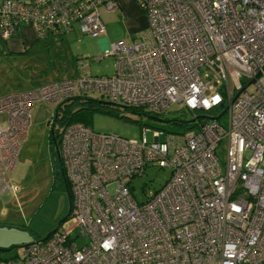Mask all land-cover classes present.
Returning <instances> with one entry per match:
<instances>
[{
	"label": "built area",
	"instance_id": "built-area-1",
	"mask_svg": "<svg viewBox=\"0 0 264 264\" xmlns=\"http://www.w3.org/2000/svg\"><path fill=\"white\" fill-rule=\"evenodd\" d=\"M135 2L147 25L130 42L103 49L111 74L80 73L0 94V192L18 189L5 174L36 102L92 89L152 115L171 103L215 111L195 115L204 116L195 129L153 128L151 140L148 127L133 139L80 120L65 124L58 156L77 233L56 226L8 264H264V0ZM116 6L0 0V39L23 25L35 38L74 28L98 35L99 8ZM148 163L169 173L137 200L130 181Z\"/></svg>",
	"mask_w": 264,
	"mask_h": 264
},
{
	"label": "rangeland",
	"instance_id": "rangeland-1",
	"mask_svg": "<svg viewBox=\"0 0 264 264\" xmlns=\"http://www.w3.org/2000/svg\"><path fill=\"white\" fill-rule=\"evenodd\" d=\"M125 1L133 17L120 11L118 5L111 9L100 7L104 32L98 35L80 33L76 29L59 35L49 33L34 38L23 50H11L14 43L0 39V94L76 73L111 74L112 57L104 55L103 49L116 40L130 42L139 32L131 28L132 24L142 26V16L146 17L143 11H134L138 7L135 1ZM78 96L81 97H72L70 107L82 109V120L93 130L133 139L140 138L142 127H148L145 136L151 140L153 128L174 130L173 119L191 121L197 114L209 115L180 111L176 103H171L161 114L151 117V113L107 99L96 90L88 89ZM82 97L92 101L87 102ZM57 103L43 100L33 104L27 135L21 142L14 166L5 174L18 189L0 192V264L18 261L24 244L45 237L56 226L72 236L77 233L76 222L67 213L69 200L64 177L58 173L53 178L52 161L57 154L52 140L53 137L58 139L59 123H54L53 127L51 122ZM149 164L142 175L131 178L132 193L137 200L144 199L147 191H154L168 176V168ZM108 189L111 191L112 187ZM75 241L79 245L83 238L78 236Z\"/></svg>",
	"mask_w": 264,
	"mask_h": 264
},
{
	"label": "trees",
	"instance_id": "trees-1",
	"mask_svg": "<svg viewBox=\"0 0 264 264\" xmlns=\"http://www.w3.org/2000/svg\"><path fill=\"white\" fill-rule=\"evenodd\" d=\"M66 32H68V31H63L61 34L66 33ZM73 97H75V99H77L78 97H81V96L74 95ZM84 98L85 97H82V99H84ZM73 100H74V98L72 99V97H68L66 99L61 100L59 103L56 104V106L54 108V111H53V119H52V122H51V126L54 127V123H57V124L59 123V126L57 128V130H58L57 131L58 139H54V137H53V140H52V142L54 143V147L56 148L57 155H58V140H59V134L61 132L62 127L65 124H67L68 122L72 121V120H82L83 119L82 109H80V110L79 109H72L70 107V103ZM84 100H86L87 102H91L92 101V99H89V98H86ZM178 109L180 111L188 110V109H185V108H178ZM220 110H221V108L218 110V112ZM213 111H215V109L214 110H206V111L196 110V111H191V112H198V113L205 114L204 112H213ZM196 116H201V114H197ZM222 116H223V114L221 116H219L218 119L221 118ZM202 121H204V119H202L201 117H199V118H196L195 117L191 121H183V120H179V119H173V120H171V122L173 124H175L174 125L175 126V129L174 130L171 129V130L172 131H177V132H184L187 129H195V128H197L199 126V124ZM83 122H85V121H83ZM85 123H87V122H85ZM56 170H59V173H60L59 158H58V163L55 164L54 172ZM67 191H68V188H67ZM68 194H69V192H68Z\"/></svg>",
	"mask_w": 264,
	"mask_h": 264
},
{
	"label": "crops",
	"instance_id": "crops-1",
	"mask_svg": "<svg viewBox=\"0 0 264 264\" xmlns=\"http://www.w3.org/2000/svg\"><path fill=\"white\" fill-rule=\"evenodd\" d=\"M133 2L135 0H132ZM117 2V5L119 6V10L124 12L125 14L127 15H130L131 17H133L131 10L129 9V6L127 5L126 1L125 0H116ZM136 3V2H135ZM136 5V4H135ZM137 6V5H136ZM140 12L142 11L141 9H139L138 7H135V10L134 11H139ZM118 11V10H117ZM118 11V12H120ZM142 21H143V25L141 26L140 24H132V29L134 31H142L146 28V25H147V19L146 17L142 16ZM103 22V21H102ZM76 29V28H74ZM73 29V30H74ZM25 30L28 32L26 33ZM77 30V29H76ZM137 31V32H138ZM19 32H21V35L19 34ZM70 32V31H69ZM35 36H34V33H33V30L32 28L29 26V25H23L22 28H21V31L18 30L17 34H15L14 36L8 38L6 41L8 42H13L14 43V47L10 48L11 50H17V49H20V50H23L25 49V47H27V44L30 43L32 40H34ZM81 71H84L83 68H81ZM78 74V73H76ZM76 74H73V75H70V76H74ZM36 86V85H35ZM34 87V86H33ZM68 200H69V196H68ZM54 229V228H53ZM52 229V230H53ZM50 230V231H52ZM48 231V233L50 232Z\"/></svg>",
	"mask_w": 264,
	"mask_h": 264
},
{
	"label": "flooded vegetation",
	"instance_id": "flooded-vegetation-1",
	"mask_svg": "<svg viewBox=\"0 0 264 264\" xmlns=\"http://www.w3.org/2000/svg\"><path fill=\"white\" fill-rule=\"evenodd\" d=\"M153 117H156L155 115H153ZM57 154V153H56ZM53 159V158H52ZM58 157H57V155H56V159H53V161H52V163H53V165H54V167H53V178H54V175H56L55 174V172H54V169H55V164L56 163H58ZM58 173H59V171H58ZM61 173V172H60ZM58 175V174H57Z\"/></svg>",
	"mask_w": 264,
	"mask_h": 264
},
{
	"label": "water",
	"instance_id": "water-1",
	"mask_svg": "<svg viewBox=\"0 0 264 264\" xmlns=\"http://www.w3.org/2000/svg\"><path fill=\"white\" fill-rule=\"evenodd\" d=\"M151 117H153V115H151ZM50 131L52 132V129H50ZM57 156H58V155H57ZM58 171H59V170H56V171H55V174H57Z\"/></svg>",
	"mask_w": 264,
	"mask_h": 264
},
{
	"label": "bare ground",
	"instance_id": "bare-ground-1",
	"mask_svg": "<svg viewBox=\"0 0 264 264\" xmlns=\"http://www.w3.org/2000/svg\"><path fill=\"white\" fill-rule=\"evenodd\" d=\"M58 158H59V156H58Z\"/></svg>",
	"mask_w": 264,
	"mask_h": 264
}]
</instances>
